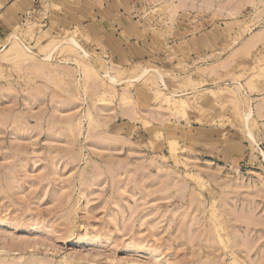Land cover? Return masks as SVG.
I'll list each match as a JSON object with an SVG mask.
<instances>
[{"label": "rangeland", "instance_id": "374dc122", "mask_svg": "<svg viewBox=\"0 0 264 264\" xmlns=\"http://www.w3.org/2000/svg\"><path fill=\"white\" fill-rule=\"evenodd\" d=\"M0 264H264V0H0Z\"/></svg>", "mask_w": 264, "mask_h": 264}, {"label": "bare ground", "instance_id": "6f19581e", "mask_svg": "<svg viewBox=\"0 0 264 264\" xmlns=\"http://www.w3.org/2000/svg\"><path fill=\"white\" fill-rule=\"evenodd\" d=\"M12 36H13V35H12ZM12 36H11V37H12ZM13 37H15V39H17V38H16V35H14ZM15 39H14V44H15V46H18V41H15ZM67 39H68V38H67ZM66 41H67V40H66ZM67 42H68V41H67ZM69 43H70L72 46L81 49V51L83 52L84 55L87 54L86 51H85L84 49H82L81 46L79 45V43H78L77 41H75L74 39L70 38V39H69ZM19 45H20V44H19ZM20 47H21V46H20ZM26 48H27V47H26ZM27 49H28V48H27ZM21 50H22V49H21ZM84 55H83V56H84ZM47 56H48L47 58H50V53H49ZM47 58H46V59H47ZM145 70H146V69H145ZM143 72H144V70H143ZM107 75H108V74H106V76H107ZM138 76H139V75H138ZM109 77H110L111 81H115V77L110 76V75H109ZM135 79H138L137 76L135 77ZM238 85H240V83H238ZM250 115H251V109H250L248 112H245V116H246V117H249ZM249 135L252 136L251 133H249ZM251 138H252V137H251Z\"/></svg>", "mask_w": 264, "mask_h": 264}]
</instances>
